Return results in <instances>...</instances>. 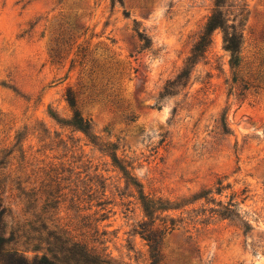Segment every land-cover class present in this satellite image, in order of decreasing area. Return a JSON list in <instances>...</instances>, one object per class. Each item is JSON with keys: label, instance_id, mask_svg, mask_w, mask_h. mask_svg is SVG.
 Masks as SVG:
<instances>
[{"label": "rangeland", "instance_id": "obj_1", "mask_svg": "<svg viewBox=\"0 0 264 264\" xmlns=\"http://www.w3.org/2000/svg\"><path fill=\"white\" fill-rule=\"evenodd\" d=\"M247 6L237 80L217 29L166 93L215 0H0L8 262L152 264L146 223L168 229L160 264H264V0ZM70 88L89 137L71 125Z\"/></svg>", "mask_w": 264, "mask_h": 264}, {"label": "trees", "instance_id": "obj_2", "mask_svg": "<svg viewBox=\"0 0 264 264\" xmlns=\"http://www.w3.org/2000/svg\"><path fill=\"white\" fill-rule=\"evenodd\" d=\"M247 0H240L235 6L228 5L227 0H215V13L210 17L203 31L200 33L198 41L195 43L192 49L191 56L187 59L186 64L179 75L174 81H171L166 86V93L172 86H184L186 87L190 82L191 76L197 66L196 60L205 56L212 44V34L217 29H222L224 32V48L230 54V67L233 72L234 79L237 80L238 69L240 67L241 60V47H242V33L238 30L236 22L239 17H243L244 13L247 12ZM232 9L238 12L237 15L232 17ZM232 23V24H229ZM142 47L147 49L152 44L150 38L143 32H137ZM87 48L80 45L76 53V58L72 61V67H75L76 63L80 66L83 65L85 58L87 57ZM51 58L56 61L61 59V49L56 45L51 49ZM194 64L192 70L191 65ZM101 68V67H100ZM102 74L106 73L105 70ZM249 85H244V89H248ZM78 92L73 88L68 89L66 93V101L73 111V117L71 125L79 132L89 137V131L91 129V120L84 118L77 108L78 105ZM144 208L149 211L147 205L144 204ZM5 209L2 204L0 206V219L4 217ZM142 234L150 245V252L152 258V264L161 263V250L160 246L164 240V237L168 231L164 229H154L150 224H142ZM5 242V238L0 236V262L8 264H52L46 257L39 258L35 257L32 260L23 256L22 254L15 255L10 262L2 255V245Z\"/></svg>", "mask_w": 264, "mask_h": 264}]
</instances>
